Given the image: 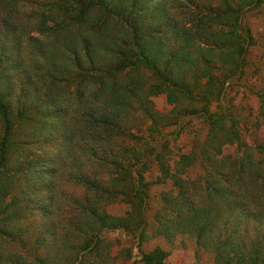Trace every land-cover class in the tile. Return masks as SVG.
<instances>
[{
    "label": "rangeland",
    "instance_id": "obj_1",
    "mask_svg": "<svg viewBox=\"0 0 264 264\" xmlns=\"http://www.w3.org/2000/svg\"><path fill=\"white\" fill-rule=\"evenodd\" d=\"M47 3L48 0H0V73L4 75L0 94L13 121L9 159L5 169H0V228L2 225L7 231L0 235V264H39L37 260L47 264H81L80 259L84 257L87 264H143L142 255L159 248L166 251V264H215L213 249L199 245L196 236L186 229L167 234L159 232L155 218L164 206L165 194L176 195L178 189L168 179L163 180L154 157L161 153L173 171L177 167L185 168L183 177L190 186L196 182L199 188L191 191L195 202L207 199L203 187L216 171L228 173L232 165L239 167L240 157H247L253 161V167L262 168L256 174V183H261L264 173V150L259 147L264 145V3L244 14L242 30L246 37H251L244 74L240 78H225L222 95L210 104L211 113H227L225 128L230 130L235 124L242 143L229 138L228 142H218L217 147L210 140L211 125L199 111L201 103L195 102L198 112L194 113L190 101L183 99L178 106L188 105L191 109L173 112L175 104L169 103L167 93L147 98L153 102L154 109L162 113L159 131L150 128L152 120L143 105L133 98L128 113L123 114L120 121L126 133L115 134L111 144L108 139L97 142L96 135L87 131L85 112L95 105L92 100L99 85L90 81L88 91L81 96L82 85L70 74L65 58V46L71 41L79 44L87 32L71 29L72 32L60 36L47 35L39 24L40 11ZM173 12L177 14L176 9ZM149 23L152 24L151 17ZM46 26H52V21L46 19ZM88 38L96 41L92 35ZM47 54L49 61H45ZM56 62L60 69L51 75L47 72L48 66ZM144 77L145 87L155 82L151 70L146 69ZM147 92L148 89L142 93L144 100ZM191 110L188 117L178 122V114ZM4 130L0 114V141ZM126 146L140 151L138 154L147 165L142 167L140 163L132 167L129 163L127 183L123 178L113 184V176L121 175H113L111 168L103 166L99 160L104 153L125 156L123 148ZM210 154L220 160L219 166L209 158ZM183 155L192 158L181 165ZM150 156L152 159H148ZM222 164L228 166L222 168ZM139 171L147 189L146 238L134 239L135 228L100 231L86 213L89 208L86 206L115 216L126 218L131 214L141 218L131 203L133 200L139 204L135 190V182L141 177ZM84 176L97 180L99 191L88 189L82 180ZM248 183L254 184L255 180ZM104 189L120 192L116 197L106 196L107 199L103 197ZM121 190L125 191L121 193ZM222 213L225 215V207ZM253 222L248 229L252 234ZM97 233L102 238L97 254L85 255V245L90 244Z\"/></svg>",
    "mask_w": 264,
    "mask_h": 264
},
{
    "label": "trees",
    "instance_id": "obj_2",
    "mask_svg": "<svg viewBox=\"0 0 264 264\" xmlns=\"http://www.w3.org/2000/svg\"><path fill=\"white\" fill-rule=\"evenodd\" d=\"M263 3L264 0H174L172 3L168 0H48L40 11L42 18H39V24L42 31L54 37L72 32L71 29L87 32L79 44L71 41L65 46V58L70 74L82 85L81 96L88 91L90 81L99 85L93 95L95 105L85 112L87 131L96 135L97 142L108 139L111 144L115 134L126 133L120 121L123 114L128 113L133 98L143 105L152 120L150 128L154 132L159 131L162 113L156 111L153 102L147 98L167 93L169 103L175 104L173 112L191 109L188 105L178 106L183 99L190 101L194 113L198 112L195 102L201 103L199 111L210 123V140L217 147L218 142H228L229 138H236L242 143L235 124L230 130L225 128L227 113H211L210 104L215 97L222 95L225 78H240L244 74L246 53L251 46L248 45L251 37H246L242 30L244 14ZM150 17L152 24L149 23ZM46 19L52 21V26H46ZM88 35L94 36L96 41ZM44 57L45 61H49L48 54ZM59 69L56 62L48 66L47 72L55 75L54 71ZM146 69L153 71L155 76V82L147 87ZM3 77L0 73V89ZM146 89L148 92L144 100L142 93ZM191 113L192 110L178 114V122ZM0 114L5 125L0 141V169H5L9 159L8 148L12 144L9 136L13 121L1 94ZM105 134L107 137H104ZM259 147L264 150V145ZM123 149V157L104 153L99 160L103 166L111 168L113 175H121L122 178L113 176V184L123 178L127 183L129 163L132 167L140 163L142 167L147 165L138 154L140 151L131 150L128 146ZM182 158L181 165L192 156L183 155ZM209 158L219 166L220 160L212 154ZM129 159L134 160L130 162ZM154 159L160 165L163 180L168 179L178 189L176 195L165 194L164 206L155 218L161 234L186 229L196 236L199 245L213 249L215 264H264V173L261 183H256L257 171L262 168L253 167L251 159L240 157L239 167L232 165L228 173L218 169L203 187L207 199L195 202L191 199V191L199 188L196 182L190 186L183 177L185 168L177 167L173 171L159 152ZM227 166L222 164V168ZM82 180L88 189L99 191L97 180L87 176ZM249 180H255V183L250 185ZM143 182L141 174L135 182L139 204L131 200L134 210L138 209L140 219L131 214L126 218L106 214L86 206L89 207L86 213L100 231L119 228L132 231L135 228L137 234L134 239L143 241L146 238L147 189ZM119 192L104 189L103 197H116ZM224 207L225 215L222 213ZM221 218L225 219L224 222ZM252 221L253 234L248 232ZM2 231L4 234L7 232L1 225L0 235ZM99 236L100 233H97L93 240ZM101 240L99 238L94 245L92 241L85 245V255L97 254ZM166 256V251L159 248L143 254L141 260L143 264H166ZM37 261L47 264L43 260ZM80 262L87 264V259L84 257Z\"/></svg>",
    "mask_w": 264,
    "mask_h": 264
}]
</instances>
